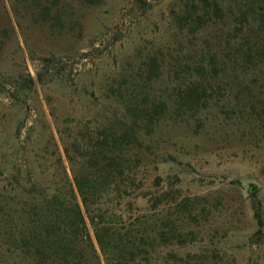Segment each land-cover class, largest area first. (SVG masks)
<instances>
[{"label": "rangeland", "instance_id": "1", "mask_svg": "<svg viewBox=\"0 0 264 264\" xmlns=\"http://www.w3.org/2000/svg\"><path fill=\"white\" fill-rule=\"evenodd\" d=\"M57 1L72 14L61 30L35 25L25 11L18 14L9 0H0V25L8 30L0 34V171L29 166L51 179L61 157L72 178L64 145L80 162L71 146L89 145L93 131L109 125L117 111L124 114L110 88L134 83L152 103L165 101L171 109L145 137L153 156L144 159L134 183L123 185L128 195L109 198L115 223H146L152 264H264V59L242 70L238 87L216 84L200 111L182 116L174 105L188 81L182 69L197 77L196 51L210 41L208 47L225 56V43L232 40L234 48L242 26L222 15L196 37L179 30L178 20L193 17L201 0ZM217 1L226 9L242 6V0ZM52 56L62 60L66 80L37 83L26 104L11 98L14 83L46 72L42 59ZM151 59L160 69L149 84ZM157 197L163 201L154 207ZM255 201L262 205L263 226Z\"/></svg>", "mask_w": 264, "mask_h": 264}, {"label": "trees", "instance_id": "2", "mask_svg": "<svg viewBox=\"0 0 264 264\" xmlns=\"http://www.w3.org/2000/svg\"><path fill=\"white\" fill-rule=\"evenodd\" d=\"M9 1L18 14L25 11L33 24H46L52 30L63 29L65 18L72 15L66 14L71 7L67 3L64 4L67 7L60 5L57 0ZM81 1L95 5L99 0ZM200 3L203 8L194 6L190 11L193 17L189 14L178 20L179 30L188 28L189 34L195 36L206 30L213 18L222 15L232 18L242 30L240 37L233 39L239 41L234 48L232 40L225 43L229 49L225 56L213 52L212 46L208 47L210 41L204 42L206 48L196 51L200 53L194 70L197 77L190 73L193 69H182L188 81L174 95V105L182 116L204 108L211 96L209 91L216 84L230 81L238 87L242 70L258 66L264 59V43L260 41L264 35V0H242V6L230 4L228 9L217 0H201ZM200 13L202 16L198 15ZM0 34L8 35L6 26L0 25ZM42 61L46 72L38 73L36 79L28 75L27 79L14 83L16 92L11 98L26 104L27 93L37 83H43L46 78L66 80V67L62 66L60 58L52 56ZM146 68L150 84L158 76L159 61L151 59ZM134 85L123 82L118 88H110L124 114L117 111L109 125L93 131L89 145L75 143L71 146L80 162L71 157L70 149L64 145L72 178L61 157L51 179L43 178V173L29 166L16 169L8 165L5 171H0V176H6L0 179V256L5 258V264H102L90 229L105 264H152L149 252L155 248L147 245L146 223L135 219L134 224L122 222L125 226L120 228L109 201L110 197L120 199L128 195L123 185L127 181L134 183L144 159L153 156L145 137L171 109L165 101L152 103L138 91L144 87ZM238 95H242L241 92ZM162 201V197H157L154 207ZM253 209L259 226H263L261 203L255 201ZM157 237L163 241L164 232H159Z\"/></svg>", "mask_w": 264, "mask_h": 264}]
</instances>
